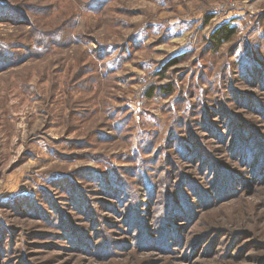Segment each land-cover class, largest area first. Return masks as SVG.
Masks as SVG:
<instances>
[{"label":"rangeland","instance_id":"374dc122","mask_svg":"<svg viewBox=\"0 0 264 264\" xmlns=\"http://www.w3.org/2000/svg\"><path fill=\"white\" fill-rule=\"evenodd\" d=\"M0 264H264V0H0Z\"/></svg>","mask_w":264,"mask_h":264},{"label":"trees","instance_id":"16d2710c","mask_svg":"<svg viewBox=\"0 0 264 264\" xmlns=\"http://www.w3.org/2000/svg\"><path fill=\"white\" fill-rule=\"evenodd\" d=\"M235 33H236V30L234 29V27H231L229 25H224L220 27L213 34V37L218 43H224V42L230 41L232 37L235 35ZM152 91H154V88Z\"/></svg>","mask_w":264,"mask_h":264}]
</instances>
